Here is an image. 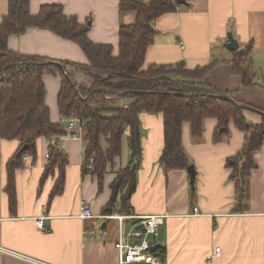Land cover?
I'll use <instances>...</instances> for the list:
<instances>
[{"label":"crops","instance_id":"1","mask_svg":"<svg viewBox=\"0 0 264 264\" xmlns=\"http://www.w3.org/2000/svg\"><path fill=\"white\" fill-rule=\"evenodd\" d=\"M186 1L156 20L158 33L146 53L145 66L182 63L194 69L216 61L203 83L264 113L262 80L243 88L232 69L233 50L227 47L232 40L240 49L251 43L252 66L259 74L264 71V0ZM52 3L62 4L65 13L76 16L80 23L90 22L89 38L112 45L115 55L119 52L120 26L135 19L133 12H120V0H30V12L38 14L43 4ZM8 9V0H0V22ZM8 48L26 56L88 64L78 44L46 29L31 28L21 36L12 35ZM43 79L50 118L60 123L57 101L61 76L45 74ZM125 102L124 106L130 104ZM245 115L253 123L262 119L255 112L246 111ZM140 121L142 159L131 197L132 213L166 215L158 238L153 240L156 247L165 250L159 255V264H264V144L253 154L258 167L250 176L246 209L232 212L236 186L229 179L226 161L243 147L245 134L231 124L229 133L215 142L216 119L205 120L199 137L186 122L183 144L197 169V203L188 211V194L181 193L172 200L173 189H183L190 181L188 171L166 172L159 162L164 147L163 114L142 112ZM78 131L79 126L61 138L68 156L62 191L51 196L58 171L41 184L49 162V141L40 137L36 157L26 156L23 167L16 170L17 201L13 208L6 192L7 164L21 142L0 134V264H119L116 244L121 236L120 222L115 217L100 216L111 200L118 171L130 162L127 137H123L120 156L108 163L99 180L97 174L83 173V139L71 135ZM83 204L90 205L95 218L79 216ZM195 208L198 215L192 214ZM126 222L134 224L135 220H126L124 231Z\"/></svg>","mask_w":264,"mask_h":264},{"label":"trees","instance_id":"2","mask_svg":"<svg viewBox=\"0 0 264 264\" xmlns=\"http://www.w3.org/2000/svg\"><path fill=\"white\" fill-rule=\"evenodd\" d=\"M8 4V13L0 22V134L4 139L21 142L18 152L7 164L6 192L12 208L17 201L16 170L23 167L26 156L36 157V147L23 148L36 143L40 137L48 139L50 156L41 184L58 171L51 196L59 194L64 187L68 156L61 138L70 133L61 123L52 122L43 79L45 74H59V112L62 117L77 118L83 127L84 175L91 172L101 180L108 163L120 156L123 137H127L130 162L118 171L104 215L132 212L131 197L137 187L142 159V112L163 114L164 147L159 162L166 172L187 170L193 164L183 144L186 122L192 134L199 137L205 120L216 119L215 142L229 133L231 124L242 131L246 136L244 145L227 159L226 167L231 171L229 179L236 186L232 212L246 209L247 182L258 167L253 154L264 144V113L203 83L216 61L194 69H187L182 63L145 66L146 53L158 33L155 22L162 15L176 11L177 0H120V12H133L135 19L120 26L116 55L112 45L93 42L88 35L89 26L80 23L76 16L66 14L62 4H43L38 14L30 12V0H8ZM31 28L50 30L75 42L86 54L88 64L26 56L9 50V37L21 36ZM252 50L251 43L233 50L232 69L241 78L243 88L256 85L259 79L264 85V71L259 74L252 66ZM122 99L132 101L127 106L110 103ZM246 111L259 114L261 121L251 122ZM154 251L165 252L161 247Z\"/></svg>","mask_w":264,"mask_h":264},{"label":"built area","instance_id":"3","mask_svg":"<svg viewBox=\"0 0 264 264\" xmlns=\"http://www.w3.org/2000/svg\"><path fill=\"white\" fill-rule=\"evenodd\" d=\"M60 123L64 125L67 130L73 131L79 126V121L75 117H61ZM80 131L73 132V136L82 137L83 127L79 126ZM49 158V154L47 155ZM92 162V160H91ZM89 168L92 169L93 165L90 164ZM193 215H198V209H194ZM79 216L81 218H95L92 208L89 204H83L80 208ZM166 215L163 214H148V215H136L134 213L122 214L114 213L108 215H102V218H113L119 220L121 225V236L116 246L119 251V264H132V263H147V264H159L160 254L154 251L156 244L154 239L159 236V228L164 223ZM134 219L135 223L125 233L123 230L124 222L126 220ZM40 226L42 220L39 221ZM217 253L220 252V248H217Z\"/></svg>","mask_w":264,"mask_h":264},{"label":"rangeland","instance_id":"4","mask_svg":"<svg viewBox=\"0 0 264 264\" xmlns=\"http://www.w3.org/2000/svg\"><path fill=\"white\" fill-rule=\"evenodd\" d=\"M125 101H129L131 102L132 100L131 99H122V100H115V101H111L110 103L111 104H114V105H123V103H126ZM188 171V170H187ZM247 188L250 187V179L249 181L247 182ZM196 187V186H195ZM193 188L192 186L190 185V181H188L187 183V186L184 187L183 189H180V190H177V189H173L172 193V200H176L175 198L179 196V194L181 193H184V194H188V211L191 210V208L193 207V205H195L197 203V194L195 196V193H193ZM182 201V199H181ZM183 202V201H182ZM132 222H126V227H125V233L130 229L131 227V224Z\"/></svg>","mask_w":264,"mask_h":264},{"label":"water","instance_id":"5","mask_svg":"<svg viewBox=\"0 0 264 264\" xmlns=\"http://www.w3.org/2000/svg\"><path fill=\"white\" fill-rule=\"evenodd\" d=\"M178 4H187L186 0H177ZM91 23L89 22L88 25H90ZM227 47L231 50H237L239 48V44L235 41L232 40L230 43L227 44ZM30 146L36 147V143H33L32 145H25L23 149H26ZM188 170V174L190 176V185L192 186V188H195V183H196V177H197V169L196 166L194 164H190L187 168Z\"/></svg>","mask_w":264,"mask_h":264}]
</instances>
